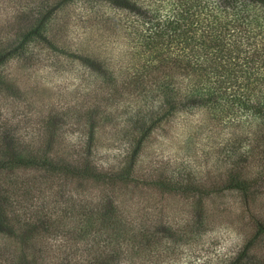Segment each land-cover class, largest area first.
I'll return each instance as SVG.
<instances>
[{
	"label": "trees",
	"instance_id": "trees-1",
	"mask_svg": "<svg viewBox=\"0 0 264 264\" xmlns=\"http://www.w3.org/2000/svg\"><path fill=\"white\" fill-rule=\"evenodd\" d=\"M75 4L80 5V31L92 33L89 41H80L79 54L90 79L64 115L73 112L88 148L78 152L57 134L67 123L65 116L51 124L53 133L40 144L10 134L4 118L0 172L44 168L58 178L78 180L83 193L79 224L66 228L67 216L52 219L28 210L0 183V264H159L165 241L181 239L186 232L168 225L161 236L164 220L177 224L182 212L162 199L144 211L148 190L196 201L204 213L213 192L249 191L252 185L248 178L235 179L213 191L189 172L187 178H173L160 168L143 176L139 158L172 116L203 112L230 127L228 176H264V0H0V120L8 105L2 100L20 90L6 72L8 66L26 72L60 55L77 54L66 47ZM123 42L126 56L118 57L116 49ZM118 137L126 146L123 157L108 166L97 162L95 148L110 147ZM13 144L17 152L6 158ZM253 159L259 171L251 167ZM90 184L107 191L90 198ZM7 185L15 189L14 183ZM138 203L141 210L134 206ZM54 229L71 238L67 247L74 255L51 254L42 237ZM258 231H264V224H258ZM258 238L254 235L240 252L218 264H243L244 253L257 248Z\"/></svg>",
	"mask_w": 264,
	"mask_h": 264
},
{
	"label": "rangeland",
	"instance_id": "rangeland-1",
	"mask_svg": "<svg viewBox=\"0 0 264 264\" xmlns=\"http://www.w3.org/2000/svg\"><path fill=\"white\" fill-rule=\"evenodd\" d=\"M70 10H72L70 22L74 24L66 47L73 48L77 54H72V51L60 55L53 63L48 61L49 64H38L26 72L17 71L14 67L11 71L8 66L6 72L13 74L20 90L15 96L2 100L8 105L2 110L4 116L0 120V125L3 124L4 118L8 119L7 128L10 134L21 136L28 144L31 142L40 144L43 137L53 133L51 124L61 119V116H65L64 120L67 123L56 132L61 138L69 140L79 152L88 148L87 136L84 132H80V125L73 112L69 111L65 115L64 112L67 105L79 101L80 86H85L88 83L86 81L90 79L81 68L79 54L80 41H89L88 38L92 33L88 28L80 31V17L76 15L80 12V5H73ZM83 46L84 44L81 49ZM127 47L128 45L123 42L116 49L117 56L119 57L120 53L126 56ZM105 53L107 52L98 56L100 60L104 58ZM58 59L60 61H57ZM10 85L15 87L11 82ZM170 119L172 121L165 126V129L159 130L150 144H146L145 153L139 158L137 167L143 172V176L149 177L151 172L160 168L173 178H187L189 172L202 178L208 184V189L213 191L235 179L239 181L248 178L252 185L249 191L222 189L213 192V195L206 199L204 213L201 212V206L196 201L187 202L180 196L164 198L153 190H148L149 197L145 202L144 211L151 210L153 200L162 199L167 205L175 204L179 212L180 210L182 212L179 214L177 224H174L175 221L170 223L166 222L167 219L164 220V228L159 227L161 236H164L168 225L173 229L179 227L182 232H186L181 239L171 236L165 241L166 253H161L165 258L159 264H218L227 256L240 252L251 242L254 235L258 234L259 238L254 246L257 248L244 253L243 264H264V231L261 233L258 231V224H264V176H228V168L231 166L227 156L231 149L227 142L231 132L230 127L218 124L203 112L189 116L188 113L181 112ZM204 123H208L210 127L207 126L203 128L204 130L197 128L198 124ZM2 130L3 128L0 129V134ZM1 135L3 139L6 133ZM118 138L119 140L112 141L110 147L95 148L97 162L108 166L123 157L126 146L121 141V137ZM13 146L16 147L15 144L11 145L10 153L4 155L6 158L15 156L17 150L13 149ZM256 161L252 160L251 167L254 170L258 168L259 171V163ZM58 177L60 175L56 172L44 168H15L0 172V183L9 187L11 194L15 196L13 197L20 200L28 210L42 212L44 217H52V219L67 216L65 220L69 223L66 228L73 229L79 224L78 211L80 196L83 193L80 192L78 180ZM10 182L14 183L15 189L12 190L11 185H7ZM97 185L90 184L91 189L87 190L90 198L94 196L96 199L107 191V189L103 191L104 186ZM248 192L250 197L246 196ZM251 193L254 194L253 198ZM134 206L136 210H141L142 204L138 203ZM63 220L58 224L60 228H63ZM188 224L192 228L183 231ZM43 240L52 248V255L59 257L74 255L67 247L71 244V238L57 235L55 229L54 232H45ZM255 254L257 256H254Z\"/></svg>",
	"mask_w": 264,
	"mask_h": 264
}]
</instances>
